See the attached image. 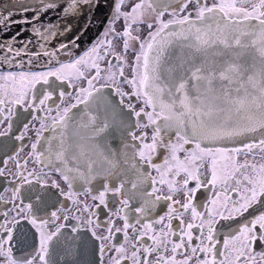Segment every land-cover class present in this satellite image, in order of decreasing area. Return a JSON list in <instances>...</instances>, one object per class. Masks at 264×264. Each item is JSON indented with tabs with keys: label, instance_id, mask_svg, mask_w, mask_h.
Wrapping results in <instances>:
<instances>
[{
	"label": "snow or ice",
	"instance_id": "1",
	"mask_svg": "<svg viewBox=\"0 0 264 264\" xmlns=\"http://www.w3.org/2000/svg\"><path fill=\"white\" fill-rule=\"evenodd\" d=\"M0 264H264V0L0 10Z\"/></svg>",
	"mask_w": 264,
	"mask_h": 264
},
{
	"label": "water",
	"instance_id": "2",
	"mask_svg": "<svg viewBox=\"0 0 264 264\" xmlns=\"http://www.w3.org/2000/svg\"><path fill=\"white\" fill-rule=\"evenodd\" d=\"M13 0H0V10L3 8L10 7ZM36 0H27V3L29 4H35ZM110 2V0H106V3ZM110 13V8L107 6L101 7L99 10L96 11V23L93 24L89 32L83 36V39L81 40V48L78 50V52H82L84 49H86L101 33L102 29L104 28V22L106 20V17ZM54 18V14H53ZM15 31V29H13Z\"/></svg>",
	"mask_w": 264,
	"mask_h": 264
},
{
	"label": "flooded vegetation",
	"instance_id": "3",
	"mask_svg": "<svg viewBox=\"0 0 264 264\" xmlns=\"http://www.w3.org/2000/svg\"><path fill=\"white\" fill-rule=\"evenodd\" d=\"M120 27H121V22L117 21V22H116V28H117V30H119ZM102 32H103V29H102L101 33H102ZM101 33H100V34H101ZM99 36H100V35H99ZM99 36H98V37H97L92 43H94V42L99 38ZM92 43H91V44H92ZM91 44H90V45H91ZM90 45H89V46H90ZM89 46H88V47H89ZM88 47H87V48H88ZM204 192H205V190L201 189L200 192L197 193V197H198L199 200H204V195H203ZM208 195H210V193H208ZM223 224H224L225 226L220 228V233H221L222 236H223V235H226V234L231 230V229H229L226 225L231 224L232 229H234V228L237 227V223H236V222L225 221V222H223ZM174 226H175V222H174ZM149 243H150V242H149Z\"/></svg>",
	"mask_w": 264,
	"mask_h": 264
}]
</instances>
